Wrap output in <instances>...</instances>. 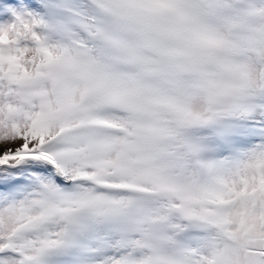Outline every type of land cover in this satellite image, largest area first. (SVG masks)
I'll list each match as a JSON object with an SVG mask.
<instances>
[{"label": "snow or ice", "instance_id": "1", "mask_svg": "<svg viewBox=\"0 0 264 264\" xmlns=\"http://www.w3.org/2000/svg\"><path fill=\"white\" fill-rule=\"evenodd\" d=\"M0 264H264V0H0Z\"/></svg>", "mask_w": 264, "mask_h": 264}]
</instances>
